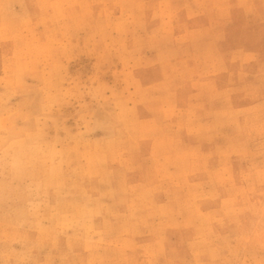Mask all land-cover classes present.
Here are the masks:
<instances>
[{"label": "rangeland", "instance_id": "rangeland-1", "mask_svg": "<svg viewBox=\"0 0 264 264\" xmlns=\"http://www.w3.org/2000/svg\"><path fill=\"white\" fill-rule=\"evenodd\" d=\"M0 264H264V0H0Z\"/></svg>", "mask_w": 264, "mask_h": 264}]
</instances>
